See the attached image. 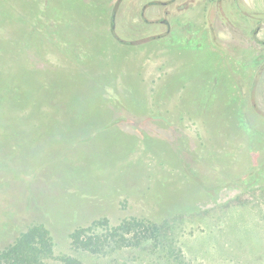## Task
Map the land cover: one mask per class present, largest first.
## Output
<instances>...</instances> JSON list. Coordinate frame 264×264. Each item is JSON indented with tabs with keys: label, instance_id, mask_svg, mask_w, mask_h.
Returning a JSON list of instances; mask_svg holds the SVG:
<instances>
[{
	"label": "rangeland",
	"instance_id": "1",
	"mask_svg": "<svg viewBox=\"0 0 264 264\" xmlns=\"http://www.w3.org/2000/svg\"><path fill=\"white\" fill-rule=\"evenodd\" d=\"M241 5L0 0V252L41 225L36 264H264V2Z\"/></svg>",
	"mask_w": 264,
	"mask_h": 264
},
{
	"label": "trees",
	"instance_id": "2",
	"mask_svg": "<svg viewBox=\"0 0 264 264\" xmlns=\"http://www.w3.org/2000/svg\"><path fill=\"white\" fill-rule=\"evenodd\" d=\"M51 241L48 230L36 225L22 233L14 244L0 252V258L8 264H36L42 253H48Z\"/></svg>",
	"mask_w": 264,
	"mask_h": 264
},
{
	"label": "flooded vegetation",
	"instance_id": "3",
	"mask_svg": "<svg viewBox=\"0 0 264 264\" xmlns=\"http://www.w3.org/2000/svg\"><path fill=\"white\" fill-rule=\"evenodd\" d=\"M199 1H202V2L233 3V4H235L237 6V8L239 7V9H240L239 13L241 15H243V12H244V13H246L247 15H249L253 19H257V17L260 16L258 14V12H249L248 10L243 9V7L241 5L242 3H244V1L255 2L256 0H160V2L164 4V6L167 5L168 3H171V4L172 3H180V2H182V3L183 2L191 3V2H199ZM262 1L264 2V0H262ZM165 14H169V12L166 10ZM161 22L163 24H165V25H169V22L167 20H165L164 17L162 18ZM261 29H262V27H260L258 25L257 26L254 25V26L251 27V29H249V32H250L251 35L258 37Z\"/></svg>",
	"mask_w": 264,
	"mask_h": 264
}]
</instances>
